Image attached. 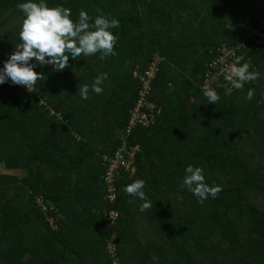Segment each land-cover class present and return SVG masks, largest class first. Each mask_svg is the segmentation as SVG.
Instances as JSON below:
<instances>
[{
  "label": "trees",
  "instance_id": "1",
  "mask_svg": "<svg viewBox=\"0 0 264 264\" xmlns=\"http://www.w3.org/2000/svg\"><path fill=\"white\" fill-rule=\"evenodd\" d=\"M23 2L0 0V64L22 42L24 16L17 4ZM44 2L70 8L74 21L81 10L90 24L101 14L119 20V28L109 29L118 37L117 55L70 58L60 72L37 65L34 70L46 79L37 81L33 93L10 80L0 84V264H112L107 251L112 231L119 264H264V46L251 43L240 52L242 64L258 71L259 79L242 90H217L216 104L200 90L206 64L221 45H242L244 25L264 33V0ZM173 2L178 6L162 7ZM145 10L168 21L151 36L135 15ZM157 55L165 60L153 83L161 117L154 127L129 136L140 147L137 169L116 176L112 206L105 200L103 158L114 157L126 138L138 98L135 70L142 73ZM103 73L104 91L97 95L91 85ZM84 84L90 87L87 100L78 93ZM3 163L26 171L25 180L4 174ZM189 165L203 169L209 186L222 188L216 198L201 204L180 187ZM137 179L145 182L152 204L144 212L143 201L123 191ZM112 208L119 212L114 226L108 221Z\"/></svg>",
  "mask_w": 264,
  "mask_h": 264
},
{
  "label": "clouds",
  "instance_id": "2",
  "mask_svg": "<svg viewBox=\"0 0 264 264\" xmlns=\"http://www.w3.org/2000/svg\"><path fill=\"white\" fill-rule=\"evenodd\" d=\"M17 10L23 16V23L19 32L18 44L9 59L0 68V84L11 81L13 85H20L29 92L33 91L37 81L45 80L44 74L35 71L37 65H52L53 70L60 72L69 66V59L76 60L83 56H91L99 53L101 59L117 55L115 44L118 37L109 29L119 28L117 19H109L104 15H98L94 23H89L92 18L81 10L78 20L71 18L70 8L63 5L49 7L44 0H27L18 3ZM35 60V64L31 61ZM249 64L231 67V72L225 77L232 87L242 90L248 82L260 78L258 71H249ZM107 74L97 76L91 85V91L97 95L103 94V82ZM90 87L84 84L78 88L82 100H87ZM203 95L208 103H217L220 99L218 93L211 87L205 86ZM254 90L249 89L246 99L251 101ZM264 103V99L260 101ZM145 182L137 179L123 188V191L131 197L138 198L143 203L139 207L140 212L151 208V201L143 190ZM181 188H187L197 198L198 203H204L209 196L216 198L222 191L220 186H209L205 182L203 169L189 165L185 169V176ZM129 204L133 200L128 201Z\"/></svg>",
  "mask_w": 264,
  "mask_h": 264
},
{
  "label": "built area",
  "instance_id": "3",
  "mask_svg": "<svg viewBox=\"0 0 264 264\" xmlns=\"http://www.w3.org/2000/svg\"><path fill=\"white\" fill-rule=\"evenodd\" d=\"M243 36L244 43L242 45L239 47H227L226 44L221 45L222 47L220 46L217 49V55L206 64V72L200 84V90L202 92L206 85L213 88L215 91L222 90L229 93L234 91L232 84L226 80L225 77L230 74L233 65H243V56L240 54L242 48H245V46L249 47L251 43L256 44V46H264V33L256 28L245 26ZM2 55L3 51L0 48V58ZM164 62L165 60L157 55L146 70L141 73L138 67L133 74L136 77L135 80L139 85V89L137 102L126 132V138L124 139L121 148L116 151L114 157L110 158L104 156L103 158L104 165L107 166L105 175L103 176L107 185L105 200H107L112 206L115 205L117 200V188L115 185L116 176L122 174L121 171L134 172L136 169L135 160L137 153L140 152V147H133L129 140V136L137 129H150L154 127L158 123V118L161 117L162 111H158L157 108L160 107L152 102V98L154 91L153 83L158 78ZM131 152L137 153L130 154ZM44 210L48 211L47 205L44 206ZM118 217L119 212L112 208L109 211V224L114 226L117 223ZM51 223L57 228L53 219H51ZM107 251L112 258V264H119L117 258V234L115 231H112V236L108 240Z\"/></svg>",
  "mask_w": 264,
  "mask_h": 264
},
{
  "label": "rangeland",
  "instance_id": "4",
  "mask_svg": "<svg viewBox=\"0 0 264 264\" xmlns=\"http://www.w3.org/2000/svg\"><path fill=\"white\" fill-rule=\"evenodd\" d=\"M178 5H177V3L176 2H173V4L172 3H167V4H164L162 7L163 8H165V9H169V8H174V7H177ZM161 7V8H162ZM128 8V7H127ZM127 12H128V10H126ZM145 13V12H144ZM141 14H142V12L140 13V11H137L136 13H135V15H138V16H141ZM182 15H183V21L184 20H186V19H188L189 18V15H190V12H183L182 13ZM141 19H142V25L141 26H143V25H145L146 26V28L145 29H142V31L144 32V35L146 36V35H154V30L155 29H153V26L154 25H158L157 26V29H159L160 28V25H162L163 23H165V21H166V19H165V17H163V15L162 14H159V13H145V15L144 16H142L141 17ZM166 22H168V21H166ZM18 24V20H16V21H13V23H12V25L10 26V27H8V28H6L4 31H8V30H10L12 27H14V26H16ZM245 26H247V25H244V27ZM4 32H2L1 34H3ZM134 37H136L135 35H134ZM132 38V37H131ZM130 38V40H133L134 38H132L131 39ZM222 47V46H221ZM185 56H186V58H187V60L189 59V54L188 53H186L185 54ZM189 64H190V62H188V63H185L184 64V67L187 69L188 67H189ZM4 65L1 63L0 64V68H2ZM175 68H177L178 70H179V72H183V69H182V67L180 66V65H178V66H175ZM134 79H136V77H135V75H134ZM249 83V82H248ZM35 91V88L33 89V91H31L30 93H33ZM152 100H153V102H154V98H152ZM156 105H158L159 106V104L158 103H156V102H154ZM160 108H157L158 109V111L159 112H161L162 110H163V108L161 107V106H159ZM96 120H97V118H94V121H93V123L94 122H96ZM77 140H80V138L79 137H75ZM99 143H101L100 141H99ZM137 152H131L130 154H136ZM7 166H6V163H3L2 164V169L3 170H7V168H6ZM137 169V168H136ZM136 169H135V171L134 172H129L130 173V175H132V174H134L135 172H136ZM8 170H9V172H11V173H14L15 171H16V168H8ZM17 170H20V169H17ZM27 174V173H26ZM250 251V250H249ZM257 263L259 262V261H256Z\"/></svg>",
  "mask_w": 264,
  "mask_h": 264
},
{
  "label": "crops",
  "instance_id": "5",
  "mask_svg": "<svg viewBox=\"0 0 264 264\" xmlns=\"http://www.w3.org/2000/svg\"><path fill=\"white\" fill-rule=\"evenodd\" d=\"M147 13H151L149 10H145ZM140 13H141V11H140ZM142 16H144L143 14H141V17ZM163 17H165V16H163ZM182 22H180L179 24H181ZM178 24V25H179ZM175 25V24H174ZM157 26L158 25H154L153 26V29H155V30H158L157 29ZM225 27H228L227 26V24L225 25ZM146 28V26L145 25H143V26H141V31H142V29H145ZM154 30V31H155ZM128 41V40H127ZM116 56V55H115ZM141 67V66H140ZM91 162H93V160L91 161ZM7 168V167H6ZM3 172H4V174H6V175H10V176H13V177H15V178H17V179H19V180H25V178H26V176H27V174H26V171H24L23 169H20V170H17L16 169V171L14 172V173H11V172H9V170H8V168H7V170H3ZM79 185L80 186H82V187H84V188H87V184L85 183V184H82V183H80L79 182ZM89 187H91V184H89ZM91 190H93V191H97L98 190V188H97V186H93V187H91L90 188ZM74 203V200L73 199H70L69 201H68V203ZM76 204H78V202L76 201ZM93 204V203H92ZM92 204H89V206L91 207L92 206ZM95 212H98V210L96 209V211ZM91 226V230H93V231H95V232H97L96 231V229L94 228V225H90ZM89 250V249H88Z\"/></svg>",
  "mask_w": 264,
  "mask_h": 264
}]
</instances>
